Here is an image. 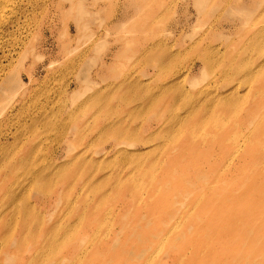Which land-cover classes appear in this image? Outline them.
<instances>
[{"label": "rangeland", "instance_id": "1", "mask_svg": "<svg viewBox=\"0 0 264 264\" xmlns=\"http://www.w3.org/2000/svg\"><path fill=\"white\" fill-rule=\"evenodd\" d=\"M0 1V264H264V0Z\"/></svg>", "mask_w": 264, "mask_h": 264}, {"label": "bare ground", "instance_id": "2", "mask_svg": "<svg viewBox=\"0 0 264 264\" xmlns=\"http://www.w3.org/2000/svg\"><path fill=\"white\" fill-rule=\"evenodd\" d=\"M5 1V0H4ZM11 1V0H10ZM13 1V0H12ZM15 1V0H14ZM13 1V2H14ZM1 2V1H0ZM8 2V0H7ZM18 2V1H17ZM5 3V2H4ZM226 3V2H225ZM11 4V2H10ZM16 4V3H15ZM12 5V4H11ZM22 5V4H21ZM202 5V4H201ZM2 6V7H1ZM0 7L3 8V4L1 5ZM15 6V5H14ZM15 8V7H14ZM5 9V8H4ZM7 9V8H6ZM12 9V7H11ZM16 9V8H15ZM1 10V9H0ZM22 11V9L18 8V12ZM2 12V11H1ZM11 12H14L11 10ZM255 12V11H254ZM3 14V12H2ZM17 14L16 12L15 13H12L11 16L9 17H5V18H2L3 16L0 14V21L2 22L3 25H7L9 23H12V21H15L17 22ZM244 14V13H242ZM251 14V13H250ZM15 15V16H14ZM252 15V14H251ZM7 16V15H6ZM246 17V15H244ZM249 17H251L249 14H248ZM247 16V17H248ZM248 17V18H249ZM245 23V22H244ZM1 27V26H0ZM4 27V26H3ZM219 52V51H218ZM264 57V56H263ZM166 58V57H165ZM204 59H201L203 61V65H210L211 64V59L209 57V53L204 51V55L203 57ZM161 59V58H160ZM264 65V62L261 63L259 66H263ZM258 66V64H257ZM263 68H259L258 70H255L253 71L254 69L252 67H243L242 68V76L243 78L246 80V79H250L252 78L254 75H259V71L262 70ZM239 74L241 73V70H236ZM258 71V72H257ZM182 76H176L174 77V80L179 82V81H184L185 79H182L181 78ZM225 77L229 80L231 78V75L229 74H226ZM233 77V76H232ZM79 78V77H78ZM77 78V79H78ZM79 80V79H78ZM233 80V78H232ZM231 80V81H232ZM82 81V80H80ZM195 82V81H193ZM134 83V82H133ZM182 84V83H181ZM192 84V83H191ZM264 87V82L261 84L260 86V89H262ZM184 89V88H183ZM168 90L166 89H163L161 91V93H159L155 98L157 99L156 102H158L160 99H162L164 96H166L167 98V102L170 104V94H167ZM207 96L206 100L207 102H205V97ZM184 103H185V107L183 109V111H185L187 109V111L183 112L184 115H180V114H172V115H169L167 120H163L162 122V129L164 130H171L173 129L176 125L180 126L182 123H185V119H192L193 121V125H200L201 127L205 124H207L211 119H213L214 121L218 119V115L216 114V112H219L220 109H229L230 107H227V98L228 96H217L216 94L212 93V90H205L204 89H200L197 90V92L193 95H185L184 96ZM204 99V100H202ZM169 104L168 106V109H169ZM110 106L107 105V103H104L102 106H101V110L104 112V113H107L110 111ZM216 111V112H215ZM233 112H230V114H232ZM212 120V122H213ZM222 120H220V123H221ZM227 121V120H226ZM219 122V120H218ZM225 122V121H224ZM222 121V123H224ZM215 123V122H214ZM121 124V121L119 122L116 118L114 120H112L111 122L109 123H106L105 126L110 129V130H114L116 129V135H125L127 134L129 131L125 128H122V127H119V125ZM220 127L221 125L223 124H219ZM213 128V127H212ZM249 131V130H248ZM114 133V132H113ZM154 133V132H153ZM150 136L151 139H148L149 140H154L156 139V135L155 133ZM249 133V132H248ZM223 134L225 135V131L223 132ZM248 135V134H247ZM204 137V136H203ZM230 139V138H229ZM83 154V153H82ZM82 154H78V155H82ZM135 155V154H134ZM84 156V155H82ZM73 158H76V157H73ZM7 168L4 169V171L1 172V166H0V172H1V175H3L5 178L8 177H15V178H20V179H26V176L23 174V172H21L20 167H21V161L20 159L18 158V155L16 156H11V157H8L7 158ZM46 166V165H45ZM77 167V166H76ZM87 167H90V166H87ZM7 170V172H5ZM29 172V176L30 174H34V172L32 170L28 171ZM17 176V177H16ZM17 180V179H15ZM105 181V180H104ZM103 181V182H104ZM2 182V180H1ZM18 182L20 183V180H18ZM12 192L9 190V195H11ZM13 201V200H12ZM25 224L23 223L22 226H24ZM16 225H14V230H16ZM38 226V225H37ZM34 237H36V234H34ZM27 238H32V235H31V231L30 230H20V233H19V236H17V238L15 239L16 242H21V241H24L26 240ZM11 239V238H10ZM21 239V240H20ZM15 243V242H14ZM16 244V243H15ZM3 246V245H2ZM5 249H7L8 247L7 246H3ZM6 253V252H5ZM4 253V254H5ZM3 260H5V257L2 256Z\"/></svg>", "mask_w": 264, "mask_h": 264}]
</instances>
